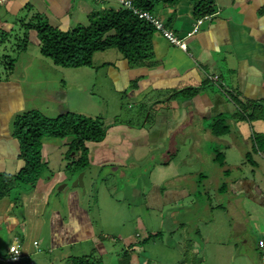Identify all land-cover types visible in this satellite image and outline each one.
Masks as SVG:
<instances>
[{
  "label": "crops",
  "instance_id": "crops-1",
  "mask_svg": "<svg viewBox=\"0 0 264 264\" xmlns=\"http://www.w3.org/2000/svg\"><path fill=\"white\" fill-rule=\"evenodd\" d=\"M131 2L138 7L139 0ZM120 6L117 0L0 3V177L22 164L13 135L17 114H94L105 135L84 143L82 181L89 166L98 174L104 168L106 182L143 161L135 196L158 212L168 241L179 238L176 264H264V0H214L213 12L203 17L194 16L189 0L153 3L149 11L186 48L152 26L151 55L135 66L112 48L94 52L87 67L56 66L39 53L35 30L25 28L37 18L67 30L86 24L92 12ZM66 144L65 138L43 137L41 160ZM66 161L33 186L13 184L0 197V230L11 236L0 255L16 243L18 264H72L77 258L82 264H150L138 258L144 250L138 244L155 233L123 237L115 248L95 229L85 192L56 189L79 173L65 171Z\"/></svg>",
  "mask_w": 264,
  "mask_h": 264
},
{
  "label": "trees",
  "instance_id": "trees-1",
  "mask_svg": "<svg viewBox=\"0 0 264 264\" xmlns=\"http://www.w3.org/2000/svg\"><path fill=\"white\" fill-rule=\"evenodd\" d=\"M160 0H139L136 5L150 10ZM173 3L176 0H164ZM195 17L213 12L214 0H189ZM25 28L35 30L39 53L54 65L68 68L87 67L94 52L108 48L118 51L130 66L146 62L150 55L149 36L152 26L137 18L129 9L119 7L92 12L86 24H77L67 30H59L41 19L34 18ZM23 36V45L26 42ZM101 117H89L65 112L48 118L38 111L29 110L17 114L13 120V135L18 142L21 167L11 176L0 177V197L13 184L33 186L42 174L41 140L43 137L67 139V155L80 152L76 159L69 157L65 171L81 172L88 166L85 142H99L105 135ZM216 133V129H215ZM77 258L72 264H82Z\"/></svg>",
  "mask_w": 264,
  "mask_h": 264
},
{
  "label": "rangeland",
  "instance_id": "rangeland-1",
  "mask_svg": "<svg viewBox=\"0 0 264 264\" xmlns=\"http://www.w3.org/2000/svg\"><path fill=\"white\" fill-rule=\"evenodd\" d=\"M123 107L125 110L128 109L125 102H123ZM107 109L105 110L107 115L112 114L110 106ZM89 117L95 116L92 114ZM67 148V144L66 146L62 145L59 151H55L52 155H49L47 161H42L41 175L47 176L50 171H54L58 167L60 168V160L62 159L69 160V157L76 159L80 156V152L73 154V151H70L67 155ZM62 156L63 158H61ZM143 163L141 160L133 161L132 164L124 169L122 176L118 172L112 173L111 176H106V182L102 181L105 175H100V173H106L104 168L98 174L95 172V168L89 166L86 170L87 175L83 178V187L80 188V192H85L88 209L90 210L95 229L107 234V240L115 245V248L121 247V239L123 237L130 241L131 239L133 240L134 234L138 233L140 236L137 239L141 240L146 235V232L150 234L155 233L156 236L153 240L147 241L144 245L138 244V246H142L144 249L141 254L139 252L138 258L140 260L148 259L150 264H157L155 261L164 264H176L180 259L177 249V243L180 242L179 238L173 236L168 241L169 238L164 234L165 227L161 222L158 212L146 208L141 198L135 196L138 185H142ZM214 212L215 215H225V213L220 211ZM187 215L189 214L186 213L185 216ZM190 235L194 236V232H191ZM9 242H11L10 234L0 230V247H6ZM168 242L170 243L169 246H167ZM81 248L86 251L90 249L89 244L81 245ZM197 248L198 256L203 258V251L199 242L197 243ZM46 255L48 256V254ZM0 264L7 263L0 260Z\"/></svg>",
  "mask_w": 264,
  "mask_h": 264
},
{
  "label": "built area",
  "instance_id": "built-area-1",
  "mask_svg": "<svg viewBox=\"0 0 264 264\" xmlns=\"http://www.w3.org/2000/svg\"><path fill=\"white\" fill-rule=\"evenodd\" d=\"M6 0H0V3ZM121 7L129 9L137 18L142 19L148 22L153 28L159 31L163 37H165L170 43L178 46L179 48L185 50L186 45L182 38H177L170 32L167 28L164 27L163 23L160 19L148 10H143L141 8L135 7L131 0H117ZM188 32L186 36L190 35ZM215 76L211 79L215 80ZM33 245H36V241L32 242ZM261 243V241H259ZM21 251L16 243L10 244L7 249L5 255H0V260L4 261L7 264H18L21 259Z\"/></svg>",
  "mask_w": 264,
  "mask_h": 264
},
{
  "label": "water",
  "instance_id": "water-1",
  "mask_svg": "<svg viewBox=\"0 0 264 264\" xmlns=\"http://www.w3.org/2000/svg\"><path fill=\"white\" fill-rule=\"evenodd\" d=\"M82 175H83V172H79L75 179L70 182L69 184L67 183H61L57 186V190L62 194L64 195L66 190L68 188H72V187H78V188H82L83 187V182H82Z\"/></svg>",
  "mask_w": 264,
  "mask_h": 264
}]
</instances>
